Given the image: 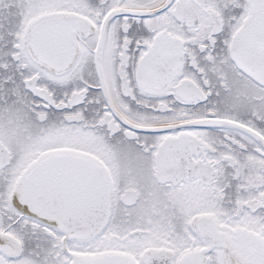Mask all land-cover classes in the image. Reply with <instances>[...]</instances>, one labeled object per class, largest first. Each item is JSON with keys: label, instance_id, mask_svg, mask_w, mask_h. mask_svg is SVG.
I'll return each instance as SVG.
<instances>
[{"label": "snow or ice", "instance_id": "snow-or-ice-1", "mask_svg": "<svg viewBox=\"0 0 264 264\" xmlns=\"http://www.w3.org/2000/svg\"><path fill=\"white\" fill-rule=\"evenodd\" d=\"M0 264H264V0H0Z\"/></svg>", "mask_w": 264, "mask_h": 264}]
</instances>
